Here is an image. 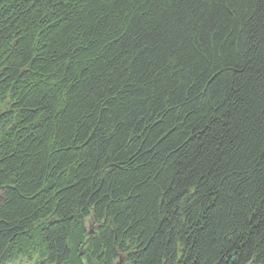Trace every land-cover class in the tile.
I'll return each instance as SVG.
<instances>
[{"label": "trees", "instance_id": "1", "mask_svg": "<svg viewBox=\"0 0 264 264\" xmlns=\"http://www.w3.org/2000/svg\"><path fill=\"white\" fill-rule=\"evenodd\" d=\"M0 130V264H264V0H0Z\"/></svg>", "mask_w": 264, "mask_h": 264}, {"label": "rangeland", "instance_id": "2", "mask_svg": "<svg viewBox=\"0 0 264 264\" xmlns=\"http://www.w3.org/2000/svg\"><path fill=\"white\" fill-rule=\"evenodd\" d=\"M4 132L0 130V136H3ZM84 226L87 231L91 230L89 219H85ZM19 246L21 248H18ZM18 247L16 246L19 251H13L11 254L12 257L10 256L11 258L3 264H42L46 262L49 254L46 245L39 238L23 239V241L19 242ZM80 252L82 255V250Z\"/></svg>", "mask_w": 264, "mask_h": 264}]
</instances>
